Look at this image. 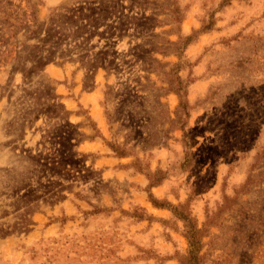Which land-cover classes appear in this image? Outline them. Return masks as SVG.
<instances>
[{
  "label": "rangeland",
  "instance_id": "obj_1",
  "mask_svg": "<svg viewBox=\"0 0 264 264\" xmlns=\"http://www.w3.org/2000/svg\"><path fill=\"white\" fill-rule=\"evenodd\" d=\"M83 1L106 0H0V264H264V0H115L118 68L50 63L71 126L23 123L24 33L4 14L31 25Z\"/></svg>",
  "mask_w": 264,
  "mask_h": 264
},
{
  "label": "trees",
  "instance_id": "obj_2",
  "mask_svg": "<svg viewBox=\"0 0 264 264\" xmlns=\"http://www.w3.org/2000/svg\"><path fill=\"white\" fill-rule=\"evenodd\" d=\"M151 19L143 15L141 18L133 16L131 20L138 23L146 21L154 25L158 23L155 19ZM14 21L11 22L10 14H4V22L7 24L8 31L12 34V39H15L14 36L17 35L18 31L21 30L24 33V41L19 45L24 49L23 55H21V51L18 53L10 70L11 73L20 72L23 76L22 94L16 106H22L27 102L32 104L29 106L30 110L20 107L17 110V118L23 123L29 121L31 124L44 116L47 121L71 126L68 121V112L60 103V98L55 94L54 87L50 85L49 79L43 77L45 67L50 63L78 64L79 69L86 72V78L94 75L100 69L106 73L117 69L116 58L110 55L107 42L114 43L118 41V1L79 2L70 7L54 10L47 21H38L33 17L31 25L27 24L25 19L15 18ZM121 26L122 28L119 31L124 32V28L128 24L123 21ZM206 28L204 27V29ZM119 36L123 37V35ZM94 39H97L98 43L100 41L105 42L96 52L94 50L97 47L92 44ZM185 40H190V37ZM30 41L34 43L27 45ZM153 48L149 51L145 50V53L164 50L159 47ZM151 61L156 62L154 59ZM163 74L168 80L169 90L180 97L179 107L183 108L181 79L178 76L176 77L172 71ZM34 77L37 78L35 84L32 83ZM32 86H35L34 90L30 89ZM107 88L109 89V87ZM108 94L109 92H106V95ZM82 137L83 135L75 129L70 135L63 138L69 148V153H71L68 157L71 163H66L68 167L63 164L62 172L66 174L75 172L74 168L71 167L73 165L68 164H75L73 162L77 152H74L73 148L80 142ZM112 149L115 153H118V156H122L124 153L120 147H112ZM32 158L35 162L34 166L47 167L40 153ZM52 165L53 167L50 170L54 174L61 172L60 168L54 167V164ZM155 183L149 179V185L152 186ZM182 219L187 220L185 217ZM197 234L198 232L193 229L188 231V240L195 253L199 252L201 245L200 240L198 241L196 238Z\"/></svg>",
  "mask_w": 264,
  "mask_h": 264
}]
</instances>
